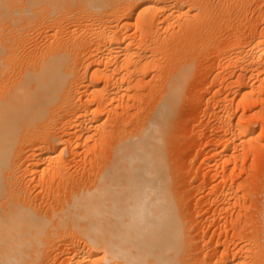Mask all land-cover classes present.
Instances as JSON below:
<instances>
[{
    "label": "bare ground",
    "instance_id": "6f19581e",
    "mask_svg": "<svg viewBox=\"0 0 264 264\" xmlns=\"http://www.w3.org/2000/svg\"><path fill=\"white\" fill-rule=\"evenodd\" d=\"M261 21L264 0H0V264H264Z\"/></svg>",
    "mask_w": 264,
    "mask_h": 264
},
{
    "label": "rangeland",
    "instance_id": "374dc122",
    "mask_svg": "<svg viewBox=\"0 0 264 264\" xmlns=\"http://www.w3.org/2000/svg\"><path fill=\"white\" fill-rule=\"evenodd\" d=\"M252 1H254V0H252ZM253 21H254V23H257V21L254 20V18H253ZM258 23L260 25H263L264 24L263 21L258 22ZM203 72H205V71H203ZM195 76H196L195 77V80H198V81H200L203 78L201 72H196L195 73ZM189 91L194 92L192 89L189 90ZM206 117L207 118H204L202 120V121H204V123H206L207 120H209V116L207 115ZM184 118H185V120H187L188 126H189V124H191V125L185 131L184 139L182 140V142H180V148H181L182 151H187L189 149V147L195 146L197 148V150L199 151V153L202 155L200 148L203 147V145L205 143V140L206 141H211V139L210 140L207 139V138H209V133H208V131H205L204 130V133H207L206 134L207 136L204 137V140L200 138L198 132L193 127V125L197 122V118L198 117L192 111L188 112ZM183 133H184L183 130H179L177 132V134H179V136L183 135ZM260 142H261V151H260L261 158H260V163L263 164V162H264V138ZM213 143H215V142L213 141ZM194 153H195V151H193V152L190 153V155L192 156L191 159H192V161H194L193 162V166H192L193 167V170L196 169V167L199 165V157L196 154H194ZM187 170H188V168H183V171L184 172L187 171ZM242 177H244V174H242ZM190 178H191V173L184 174L183 175V179L184 180H188ZM198 183H200V181H198ZM252 197L254 199H256V194L254 193L252 195ZM250 200H252V199L251 198H248V201L249 202H250Z\"/></svg>",
    "mask_w": 264,
    "mask_h": 264
}]
</instances>
